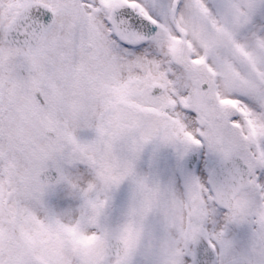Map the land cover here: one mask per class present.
<instances>
[{
    "label": "snow or ice",
    "instance_id": "1",
    "mask_svg": "<svg viewBox=\"0 0 264 264\" xmlns=\"http://www.w3.org/2000/svg\"><path fill=\"white\" fill-rule=\"evenodd\" d=\"M0 264H264V0H0Z\"/></svg>",
    "mask_w": 264,
    "mask_h": 264
}]
</instances>
